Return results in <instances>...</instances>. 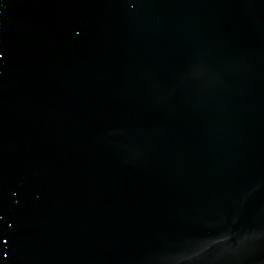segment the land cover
<instances>
[{
	"label": "water",
	"instance_id": "95a60500",
	"mask_svg": "<svg viewBox=\"0 0 264 264\" xmlns=\"http://www.w3.org/2000/svg\"><path fill=\"white\" fill-rule=\"evenodd\" d=\"M0 264H264V0H0Z\"/></svg>",
	"mask_w": 264,
	"mask_h": 264
}]
</instances>
